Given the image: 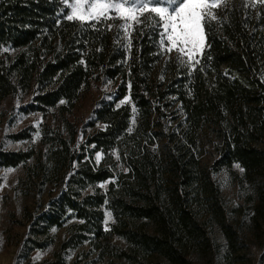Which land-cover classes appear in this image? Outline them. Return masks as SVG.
Wrapping results in <instances>:
<instances>
[{"label":"trees","instance_id":"1","mask_svg":"<svg viewBox=\"0 0 264 264\" xmlns=\"http://www.w3.org/2000/svg\"><path fill=\"white\" fill-rule=\"evenodd\" d=\"M68 1L0 0V101L19 97L22 113L59 121L58 130L10 136L26 150H0V169L23 168L20 184L35 191L19 257L264 264V253L251 259L246 237L258 241L264 230V1L222 0L202 19L201 54L191 65L164 60V80L153 78L162 44L155 15L125 42L114 35L116 19L69 20ZM98 84L109 90L75 125V105ZM204 128L213 141L208 164ZM221 172L241 199L231 210L214 179ZM57 230L66 233L59 249L32 263Z\"/></svg>","mask_w":264,"mask_h":264},{"label":"rangeland","instance_id":"2","mask_svg":"<svg viewBox=\"0 0 264 264\" xmlns=\"http://www.w3.org/2000/svg\"><path fill=\"white\" fill-rule=\"evenodd\" d=\"M252 3L259 0H246ZM264 1V0H262ZM75 0H69L67 6L69 8V15L72 13V5ZM222 5V0H215L213 2L204 0L201 5L200 11L206 10L207 13L215 8H219ZM152 6H158L160 8H173L176 5L169 3V0H158V3ZM98 11V10H97ZM148 10L145 9L144 15H148ZM156 16V14L152 13ZM102 16L115 17L117 24L114 29V35L120 34L118 39H122L125 42L129 40V33L131 28L135 25L131 20L127 21L125 27L124 16L127 15L126 11H109L105 9ZM137 17L143 18L140 12H136ZM78 16L87 17V11L85 9H78L77 14L73 15V19L78 21H90L91 18L80 19ZM167 17H165L166 19ZM202 22V21H201ZM162 40H161V60L155 66L153 71V78L156 80H164L166 73L162 71V62L164 60L178 58L182 63L191 65L199 56L204 48V35L202 31V25L200 30V42L195 46L191 43L188 44H173L171 40V29L165 33L164 27L161 25ZM171 49V50H169ZM183 49V51H178ZM109 90V87L98 85H92L88 92H86L75 105L69 119L77 126H82L90 118L96 103L100 100L105 92ZM22 101L19 97H10L3 101H0V150L2 151H18L26 150L29 146L27 142H15L10 136L16 134L28 127L35 128L38 132L41 131L43 126L51 127L53 129H59V121L53 115L48 116L43 120L36 114H24L21 112ZM174 109H177V105ZM179 112L176 113L178 115ZM179 119H183L182 115H179ZM210 131L204 128L202 131V143L204 148L207 149V153L203 158V163L208 164L212 159V156L208 154L211 152L210 144L212 139L210 138ZM36 146L38 147L37 143ZM24 169H0V264H26L25 261L19 257L20 246L24 242L27 233V224L24 222L23 214L24 210H33L36 207V198L34 188H27L20 184V179L23 178ZM215 181L221 188L222 197L226 204L227 210H231L241 203V199L238 194V188L230 179V177L221 172L214 177ZM103 187V186H101ZM50 190L46 187L42 200L45 201L46 192ZM26 194V195H24ZM109 212H105V225L106 228L113 222V218ZM65 230H57L54 232L53 244L44 251H36L31 255V262H41L43 260H49L52 258V254L59 249L62 239L65 237ZM248 239V253L251 259L257 262L258 258L264 253V230L258 233V241H252L250 233L246 235ZM112 243L117 246H122L123 243L118 240H112ZM257 243V244H256ZM74 254L70 255L72 258ZM254 262V261H253ZM247 264H250L247 261Z\"/></svg>","mask_w":264,"mask_h":264},{"label":"snow or ice","instance_id":"3","mask_svg":"<svg viewBox=\"0 0 264 264\" xmlns=\"http://www.w3.org/2000/svg\"><path fill=\"white\" fill-rule=\"evenodd\" d=\"M156 3H158V0H75L72 5V13L76 15L78 9H85L87 17L78 16V18L114 19L115 17L102 16L101 13L105 9L109 11H126L127 15L123 17L126 21L125 27L128 20L139 24L143 22V19L152 18L151 14L154 13L158 18V22L164 27L165 33L171 29L172 36L170 38L174 45L191 43L195 46L200 42L201 21L203 19L207 23L209 16L206 10H198L204 0H169L170 4L176 5L171 9L158 6L150 7V5ZM145 9L148 10V15H144ZM136 12H140L143 19L137 17ZM73 15H69L67 18L71 20ZM165 17L167 18L165 19ZM178 51H183V49H178Z\"/></svg>","mask_w":264,"mask_h":264}]
</instances>
